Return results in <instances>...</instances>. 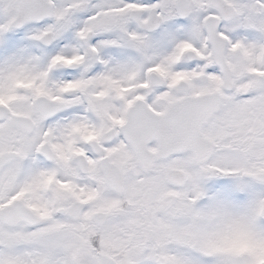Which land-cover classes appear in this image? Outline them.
<instances>
[{"label":"snow or ice","instance_id":"snow-or-ice-1","mask_svg":"<svg viewBox=\"0 0 264 264\" xmlns=\"http://www.w3.org/2000/svg\"><path fill=\"white\" fill-rule=\"evenodd\" d=\"M0 264H264V0H0Z\"/></svg>","mask_w":264,"mask_h":264}]
</instances>
